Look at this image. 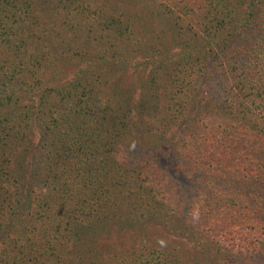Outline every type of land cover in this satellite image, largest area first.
<instances>
[{
    "label": "trees",
    "instance_id": "1",
    "mask_svg": "<svg viewBox=\"0 0 264 264\" xmlns=\"http://www.w3.org/2000/svg\"><path fill=\"white\" fill-rule=\"evenodd\" d=\"M129 1L0 0V264H264V0Z\"/></svg>",
    "mask_w": 264,
    "mask_h": 264
},
{
    "label": "rangeland",
    "instance_id": "2",
    "mask_svg": "<svg viewBox=\"0 0 264 264\" xmlns=\"http://www.w3.org/2000/svg\"><path fill=\"white\" fill-rule=\"evenodd\" d=\"M94 1V0H93ZM107 1L109 4L112 5V7L119 9V12L116 13L115 15L119 16V13H124L126 15V11H133L136 13H139L136 6H134L132 3H130L129 0H105ZM141 19L139 21V24H137L136 27V33H147L149 34L148 36L149 38V43L152 42H157L155 39V33L154 31L158 32V34H165L167 38V41H164L171 44V35H172V29L171 27L168 25V20H164V19H159L156 18V16H154V14L152 16H147L145 14H141ZM152 17V18H151ZM54 20V17H53ZM144 27V30L139 31V29ZM144 33L142 35H144ZM139 36H141L139 34ZM163 38V37H162ZM163 40V39H162ZM170 40V41H169ZM163 42V41H162ZM174 50H176L174 48ZM215 58V56H214ZM159 59V57H158ZM238 60H240L239 58H237ZM137 60L139 62H146V58L144 59H140L137 58ZM213 58L210 60L211 62H213ZM79 65L83 66L85 63H83L82 61H80V59L78 60ZM148 61V60H147ZM156 61V60H155ZM154 63V62H152ZM151 62L149 63L150 65H147L148 69H146L147 71H145V75H142L140 78L138 77V74L134 73L132 70H129L128 73L126 75L122 74V86L121 89L123 91H126L127 89H131L133 92V97L135 100H137V98H139V89L141 87V84H143V82L149 77L150 75V71L153 70V68L155 67ZM227 66L228 61L225 63ZM243 64V61L241 62V65ZM114 70V69H113ZM69 72H73V71H69ZM201 82H197L198 87H201L202 92L204 93L206 90L207 92H209V94L206 96L208 99L212 96L214 98H216L214 95L215 93L220 94V91L217 90V86L215 85L214 82H212V86H208L207 85V89H205L206 87H204L203 84V79H201ZM214 87V88H213ZM215 100V99H214ZM201 108L200 105H197ZM175 134V133H174ZM176 142V138L175 137H171L169 134H166L165 138L163 137L161 140L159 138H148L145 140V144L150 146V148H152V157L150 162H154L156 163L157 161V165L156 166H160L161 169L165 170V169H169V176H180L182 177V174L180 172V168L178 166V164H180L179 161V157L177 156V149L178 146H174ZM168 238V237H167ZM185 248V247H184ZM248 261V260H247ZM185 262L188 264V259L185 260ZM236 264H248V262L245 263V261H240L238 260L236 262ZM250 264V263H249Z\"/></svg>",
    "mask_w": 264,
    "mask_h": 264
}]
</instances>
